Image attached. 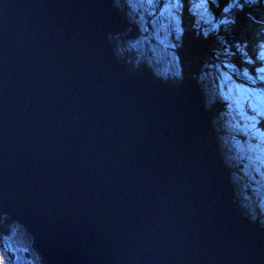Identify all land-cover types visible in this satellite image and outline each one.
<instances>
[{
  "label": "water",
  "instance_id": "obj_1",
  "mask_svg": "<svg viewBox=\"0 0 264 264\" xmlns=\"http://www.w3.org/2000/svg\"><path fill=\"white\" fill-rule=\"evenodd\" d=\"M110 0H0V203L50 264H264L195 81L118 63Z\"/></svg>",
  "mask_w": 264,
  "mask_h": 264
},
{
  "label": "clouds",
  "instance_id": "obj_2",
  "mask_svg": "<svg viewBox=\"0 0 264 264\" xmlns=\"http://www.w3.org/2000/svg\"><path fill=\"white\" fill-rule=\"evenodd\" d=\"M110 3L128 27L106 33V40L114 59L132 76L147 72L175 90L182 89L188 79L195 81L213 127L217 123L211 114L216 89L224 100L231 101L225 125L230 135L216 134L217 147L223 143L230 153L223 162L234 207L250 223L264 229V128L259 127L264 120V0ZM149 51L152 56L147 55ZM206 81L212 82L211 90ZM244 103L251 115L244 110ZM232 160L243 163V176L230 170ZM241 182L242 195L238 194ZM0 253L7 264H50L37 237L3 203Z\"/></svg>",
  "mask_w": 264,
  "mask_h": 264
},
{
  "label": "trees",
  "instance_id": "obj_3",
  "mask_svg": "<svg viewBox=\"0 0 264 264\" xmlns=\"http://www.w3.org/2000/svg\"><path fill=\"white\" fill-rule=\"evenodd\" d=\"M133 34L134 35L137 34V30L135 29V27L133 28ZM147 55L148 56H152L153 54L149 51V52H147ZM205 83L207 84L208 88L211 90L212 89V82L206 81ZM216 83L218 84L219 82L217 81ZM220 101H222L223 103L226 102V100H224L219 95V90L217 88L216 89V94H215V99H214L213 106H212V112H211V114H212L213 118L217 121L216 125H217L218 129H221L220 128V123H219V116L221 114V111L222 110H225V106L224 105H221L220 104ZM226 103H228V102H226ZM219 131H223V130H219ZM219 131H218V133H219ZM221 148H222V145H221ZM222 153H223V155H230L228 149L226 150V148H225V152L222 151ZM230 170L231 171H234V172H239V169L235 168L234 166Z\"/></svg>",
  "mask_w": 264,
  "mask_h": 264
},
{
  "label": "rangeland",
  "instance_id": "obj_4",
  "mask_svg": "<svg viewBox=\"0 0 264 264\" xmlns=\"http://www.w3.org/2000/svg\"><path fill=\"white\" fill-rule=\"evenodd\" d=\"M153 43H155L154 41H153ZM231 164V163H230ZM237 169H239V174L240 175H243L242 173V171H241V169L242 168H237ZM242 183V182H241ZM241 187H242V184H239ZM238 185V186H239ZM238 194H240L241 195V191H240V189L238 190ZM0 264H7V261L5 260V258H4V255H3V253H0Z\"/></svg>",
  "mask_w": 264,
  "mask_h": 264
}]
</instances>
